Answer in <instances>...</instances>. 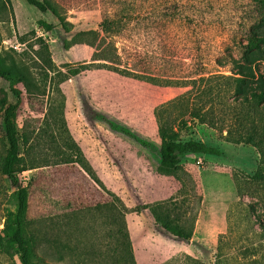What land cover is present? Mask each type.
Returning <instances> with one entry per match:
<instances>
[{"label":"rangeland","instance_id":"rangeland-1","mask_svg":"<svg viewBox=\"0 0 264 264\" xmlns=\"http://www.w3.org/2000/svg\"><path fill=\"white\" fill-rule=\"evenodd\" d=\"M51 1L58 4L69 32L51 12L42 13L25 0H0V54L10 52L19 68H27L35 81L46 86L45 95H37L18 85L23 96L17 125L21 134L35 135L44 126L51 104H63L72 138L106 189L78 164L54 165L57 158L47 143L34 150L31 156L46 157L52 165L20 176L30 189L28 218L37 228L48 226L54 240L45 257L47 264H111L104 256L109 241L102 220L96 219V208L110 199L106 190L120 197L129 210L126 222L137 264H181L185 256L204 264L219 257L226 263L246 264L264 255L260 225L264 223V157L257 140H241L229 133L240 106L233 73L241 63L246 32L253 28L264 34V25L257 28L255 1ZM117 6L125 27L120 34L102 33L101 38L121 70L159 79L202 77L203 81L185 87L154 85L100 67L104 62L93 61L95 48L73 43L76 34L99 30L106 17L115 15ZM40 21L54 29L46 33ZM38 37L46 41L63 75L49 71L46 76L37 55ZM257 67L264 70V62ZM188 91L193 95L185 137L215 147L219 154H188L181 159L193 178L186 185L182 208L193 223V236L183 240L164 231L144 208L172 198L181 200V183L157 173L155 156L90 114L118 119L143 139L159 143L155 108ZM3 102L17 104L18 99L9 82L0 78V158L6 148ZM238 185L245 190L243 195ZM10 192L0 171V237L9 214L15 211ZM0 264H20L19 257L13 249L0 247Z\"/></svg>","mask_w":264,"mask_h":264},{"label":"trees","instance_id":"trees-1","mask_svg":"<svg viewBox=\"0 0 264 264\" xmlns=\"http://www.w3.org/2000/svg\"><path fill=\"white\" fill-rule=\"evenodd\" d=\"M25 1L42 13L51 12L59 19L64 30L70 31L68 24L61 17L57 3L51 0ZM254 1L256 8H258L257 18L259 22L257 28H259L264 25V0ZM119 9V7L116 9L113 17L105 18L99 30H89L76 34L73 43L87 44L95 48L93 61L104 62L98 64L100 67L120 74L125 73L124 75L142 79L154 85L185 87L190 83L197 84L198 81H203L204 78L202 77L188 80L159 79L133 73L131 70H121L115 57L113 58L109 54L106 47L103 48L105 39L101 38L102 33L110 37L123 31L125 24L123 20H120ZM39 25L46 33H50L54 29L52 24L43 21H40ZM32 35H35V32H32ZM246 39L247 42L242 45L241 49V63L237 64V70L233 73L234 81L238 84L236 93L240 97V106L229 133L236 135L241 140L246 138L257 140L259 153L264 157V70L257 67L258 63L264 62V34L252 28L246 32ZM1 40L0 37V43ZM21 41L24 42L25 38H21ZM36 41L40 45L37 55L47 71L46 76L48 77L49 71H57V74L62 73L58 71L52 61L46 41L42 37H38ZM65 46H68V42L65 43ZM10 57L11 53L8 51L0 54V78L9 82L11 92L18 99V103H2L1 120L6 148L5 154L0 158V171L10 185L9 200L15 207V211L9 214L5 222L0 237V247L13 249L19 257L20 264H47L45 257L49 256V250L54 240L50 236L48 226L37 228L28 218L30 189L20 176L25 171L52 165L46 157L38 160L39 158L31 156L34 150L41 143H47L57 158L54 165L78 164L97 185L106 188L87 161L80 146L72 138L64 117L63 104H58L56 101L51 104L46 114L44 126L39 128L35 135L34 133H20L17 115L23 91L18 88V85L22 84L27 93L37 95H45L46 86L43 87L41 83L35 81L27 68H19ZM192 95L193 91H188L155 108L154 116L158 125L157 138L159 143L143 139L118 119H112L102 113L90 114L92 119L105 124L113 133L130 140L138 147L149 151L151 156H155L157 173L174 177L181 183L180 195L183 196L181 200L172 198L153 205H145L144 208L150 211L155 223L164 231L183 240H191L193 236V223L182 211L184 199L187 197L185 188L188 183H192L193 178L181 165V159L188 154L198 156L219 154L217 148L208 146L197 139L185 137V132L190 129L188 117L191 114ZM23 148H26L25 152H23ZM238 188L239 194L243 195L245 190H242L240 185ZM106 192L110 199L96 208L98 213L96 219L102 220V226L109 241L104 256L111 264H137L126 222V214L129 210L115 193L108 190ZM75 225L77 226V223ZM260 225L264 232V223L260 222ZM181 264L204 263L190 256H185ZM211 264L230 263H226L219 257ZM246 264H264V255H259L258 258Z\"/></svg>","mask_w":264,"mask_h":264}]
</instances>
